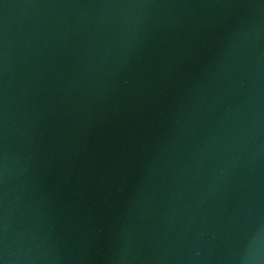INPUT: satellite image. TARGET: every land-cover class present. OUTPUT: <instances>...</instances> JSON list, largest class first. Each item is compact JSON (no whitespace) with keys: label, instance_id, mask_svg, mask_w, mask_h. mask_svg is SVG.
<instances>
[{"label":"water","instance_id":"obj_1","mask_svg":"<svg viewBox=\"0 0 264 264\" xmlns=\"http://www.w3.org/2000/svg\"><path fill=\"white\" fill-rule=\"evenodd\" d=\"M0 264H264V0H0Z\"/></svg>","mask_w":264,"mask_h":264}]
</instances>
